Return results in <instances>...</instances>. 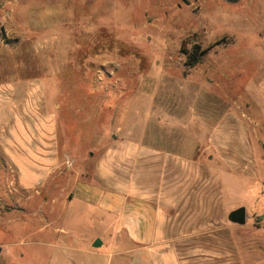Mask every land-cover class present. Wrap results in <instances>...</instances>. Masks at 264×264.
<instances>
[{"label": "rangeland", "instance_id": "374dc122", "mask_svg": "<svg viewBox=\"0 0 264 264\" xmlns=\"http://www.w3.org/2000/svg\"><path fill=\"white\" fill-rule=\"evenodd\" d=\"M32 85L53 115L57 163L39 192L26 190L0 148V264H116L109 241L71 255L66 234L107 237L73 228L65 206L98 161L130 144L186 162L180 244L169 243L180 264H264V0H0L9 105L25 104ZM241 124L248 162L227 154ZM240 207L243 225L228 219Z\"/></svg>", "mask_w": 264, "mask_h": 264}, {"label": "crops", "instance_id": "0c3cea01", "mask_svg": "<svg viewBox=\"0 0 264 264\" xmlns=\"http://www.w3.org/2000/svg\"><path fill=\"white\" fill-rule=\"evenodd\" d=\"M31 87L25 104L10 106L8 89L0 86V130L5 131L3 136L0 134V148L6 160L15 165L20 185L26 190L40 187L57 163L53 115L41 106L42 94L35 97V88ZM248 133L241 124L236 142H226L227 147L234 146L233 152L227 153L231 156L228 159H252ZM214 136L215 142L218 135ZM128 146L110 151V159L105 156L98 161L93 183L72 187L65 206L67 221L73 219V228L91 225V230L104 231L107 239L99 234L68 233L67 250L72 256L93 253L109 241L110 248L116 249L112 254L116 264H180L179 255L174 251L170 254L169 243L180 244V169L186 167V162L163 159L152 147ZM122 151L128 153V158L122 159ZM258 155L264 160L263 150ZM163 161L165 174L156 176L157 164ZM187 167L192 166L188 163ZM175 205L177 210L169 211ZM96 240L101 242L99 248L93 247Z\"/></svg>", "mask_w": 264, "mask_h": 264}, {"label": "trees", "instance_id": "16d2710c", "mask_svg": "<svg viewBox=\"0 0 264 264\" xmlns=\"http://www.w3.org/2000/svg\"><path fill=\"white\" fill-rule=\"evenodd\" d=\"M218 43H214L205 49H201L199 46H195L191 52H187L186 65L189 67H195L197 64L201 63L207 53Z\"/></svg>", "mask_w": 264, "mask_h": 264}, {"label": "water", "instance_id": "95a60500", "mask_svg": "<svg viewBox=\"0 0 264 264\" xmlns=\"http://www.w3.org/2000/svg\"><path fill=\"white\" fill-rule=\"evenodd\" d=\"M264 217V215H263ZM228 219L238 225L245 224L246 221V210L244 207L237 208L233 211H231L228 215ZM101 246V242L99 240H96L93 244L94 248H99Z\"/></svg>", "mask_w": 264, "mask_h": 264}]
</instances>
